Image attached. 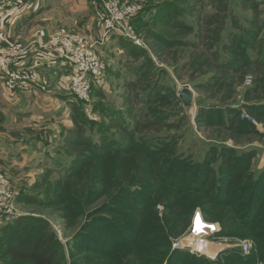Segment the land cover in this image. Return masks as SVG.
<instances>
[{
    "label": "rangeland",
    "instance_id": "374dc122",
    "mask_svg": "<svg viewBox=\"0 0 264 264\" xmlns=\"http://www.w3.org/2000/svg\"><path fill=\"white\" fill-rule=\"evenodd\" d=\"M99 2L104 14L103 3L101 0ZM145 2L146 12L143 10L145 13L139 16L136 25L139 32L136 31L143 40L142 46H133L123 39H117L122 36L113 34L109 39L108 50H94L101 58L100 52H103L102 59L106 57L105 63H110L106 74L107 83L104 88L93 93L90 109L87 111L86 104L80 100L84 111L81 108V119L75 132L78 131L83 137L88 135L98 143L97 146L111 140L115 142V148L149 143L158 145L163 141L168 146L171 145L180 160L189 157L201 161L208 156L211 144L225 143L243 150L254 148L257 151L256 160L260 163V156L264 151V134H260L264 133V0ZM4 77L3 71V79ZM39 83L41 85V81ZM184 87L191 88L194 96V102L189 107L179 97V91ZM212 110L214 112L211 114L206 112ZM231 115L236 117V124L242 121L247 126L241 123L239 127L236 125L232 129H226L218 125L219 122L224 123L221 125L231 123ZM200 120L204 123H199ZM206 123L207 126H204ZM245 127L250 131L243 129ZM72 133L67 132L66 136H78L77 133ZM67 137L52 152H59L62 159H67L63 160L64 163L69 162L70 167L74 164V155L78 151L97 153L92 145L84 143L77 147L70 144L66 150ZM83 137L80 141H84ZM138 152L149 155L140 150ZM62 159L53 158L49 161L51 164L45 167L37 166L35 159L22 160L20 163L29 164H20L11 171L13 186L19 193V198L13 202L18 217L32 214L49 223L66 252L67 242L75 233L84 231V227L88 225H95L101 230L96 231L99 237L87 245L98 251L106 249L111 242L117 241V237H113L111 232L117 227L104 228L109 223L108 219L118 217L110 210L116 213L127 209L125 207L128 205L121 202L124 205L119 206L112 203L108 196H103L92 197L84 205L75 203L76 209H72L74 204L71 203L67 211L57 210L58 206L53 200L59 188L58 181L67 173L66 167L61 165ZM211 161L214 163L212 167L219 166L216 157ZM100 164L104 163L97 160L93 165L85 167L81 186H72L69 193L84 194L89 186L105 191L111 189L115 185V173L120 180L126 179L127 174L121 166H109L106 173H99ZM159 176V171L152 176L157 177V184ZM113 191L114 189L110 193ZM29 196L32 199L22 200L30 198ZM136 197L139 199V196ZM80 199L85 202L84 195ZM158 208L163 209L162 206ZM217 221L218 219L207 216L197 207L186 226L172 237L170 251L174 249L173 244L189 236L196 225ZM233 231L235 235L231 237L221 236L205 243L219 246L218 250L223 245L224 250H235L231 244L237 240L249 239L253 243L250 238L239 237L247 236L249 228L237 225ZM138 239L148 243L155 242L153 238L144 235ZM139 248L125 247L118 250L124 264H158L157 257L147 252H144V259L139 258ZM153 249L158 251V248ZM72 261L73 258L69 257L67 262ZM0 264H6L5 258L0 257ZM162 264L175 263L165 260ZM180 264L194 263L188 259Z\"/></svg>",
    "mask_w": 264,
    "mask_h": 264
},
{
    "label": "trees",
    "instance_id": "16d2710c",
    "mask_svg": "<svg viewBox=\"0 0 264 264\" xmlns=\"http://www.w3.org/2000/svg\"><path fill=\"white\" fill-rule=\"evenodd\" d=\"M144 11L141 14L146 12ZM140 15L133 22L137 31ZM117 39L137 46L125 37ZM101 88L104 87L94 86L92 96ZM74 102V127L70 132L77 133L78 136H66L68 139L65 149L68 150L70 144L77 147L84 143L92 145L97 153L78 151L71 167L64 163L63 160L67 159L61 160L67 173L58 181L59 188L53 203L58 206L57 210L67 211L71 203L74 204L72 209H76L75 203L84 205L92 197L108 196L112 203L128 205L125 207L127 209L116 213L110 210L118 217H112V220L107 218L109 223L104 226L105 229L117 227L111 231L117 241L111 242L109 247L101 251L94 249L87 244L94 242L99 237L96 231L101 230L95 225H88L67 242L66 252L49 223L37 219V215L25 214L0 226V257L5 258L6 264H124L118 250L125 247L138 249V246L139 258L144 259V252H147L157 257L158 264L165 260L180 264L188 259L194 264H264V167L259 171L253 169V160L257 154L254 148L243 150L225 143H213L207 151L208 156L195 161L189 157L180 160L171 145L168 146L163 141L158 145L149 143L115 148V142L107 140L97 146L98 143L88 135L83 137L78 131L75 132L81 119V108L82 111L84 109L83 103L76 97ZM206 112L211 114L214 110ZM217 114L220 115L219 112ZM229 120L231 123L227 125H221L223 122L218 125L226 129H232L236 125L239 127L241 123L247 126L242 121L236 124V117L232 115ZM207 121L209 122L208 116ZM199 123L204 122L200 120ZM248 125L252 130L249 123ZM243 129L249 130L246 127ZM82 137L84 141H80ZM139 150L149 155L140 154ZM109 157L111 158L108 159ZM213 157L217 158L218 167H212ZM97 160H102L105 164L99 165V173H106L109 166H121L127 174L126 179L120 180L115 173V185L111 189L105 191L89 186L84 194L69 193L72 186H81L85 167L93 165ZM158 171L160 176L157 184V177L152 176L154 173L157 175ZM100 177L99 175L98 178ZM81 195H84L85 202L81 201ZM29 197L22 200L32 199V196ZM158 206L163 209L160 210ZM197 207L207 216L218 219L221 226L219 237L235 235L233 230L237 225L249 228V232L245 231L247 236H239L252 240L249 252L243 254L239 249L223 250L215 259L192 254L186 249H173L172 253V237L181 232ZM143 235L153 238L155 242L140 241L138 238ZM153 247L158 248V251ZM69 257L73 258L72 262H67Z\"/></svg>",
    "mask_w": 264,
    "mask_h": 264
},
{
    "label": "crops",
    "instance_id": "0c3cea01",
    "mask_svg": "<svg viewBox=\"0 0 264 264\" xmlns=\"http://www.w3.org/2000/svg\"><path fill=\"white\" fill-rule=\"evenodd\" d=\"M8 1L12 4L0 11V51L8 53L17 43L27 45L28 54L18 66H34L41 81V86L30 91H12L5 86L0 68V170L11 174L20 164H29L22 160L35 159L37 166L45 167L53 158L62 159L52 150L64 143L74 127L75 97L62 79L72 65L53 51L40 54L38 43L56 29L96 42L89 49L93 52L108 50L110 40L101 43L103 7L99 0H0V4ZM260 158V163L253 160L254 170L263 168L264 151Z\"/></svg>",
    "mask_w": 264,
    "mask_h": 264
},
{
    "label": "built area",
    "instance_id": "2783aa9c",
    "mask_svg": "<svg viewBox=\"0 0 264 264\" xmlns=\"http://www.w3.org/2000/svg\"><path fill=\"white\" fill-rule=\"evenodd\" d=\"M104 6V14L101 20L102 34L101 43L110 39L113 34H118L131 40L135 45L142 46L143 40L137 33L133 24L134 20L145 9V0H101ZM12 3L10 1L0 4V11L5 10ZM96 42H89L79 35H72L63 30L54 31L47 40L38 43L40 54L55 52L60 57L65 58L71 65L72 70L63 75V82L70 92L83 101L85 111L90 109L92 88L94 86L104 87L107 83L108 64L92 50ZM29 47L20 43L11 46L8 53L0 51V67L4 71V83L12 91H28L40 85V75L34 66L20 67V61L28 54ZM45 89V86H42ZM19 193L13 186L11 177L3 170H0V223L13 220L18 217L13 202ZM221 231L220 224L202 223L196 225L194 231L189 236L177 240L173 244L174 249H186L195 255H204L215 259L224 250L223 247L217 251L215 256H209L202 250H198L196 244L205 243L209 239H217ZM186 244H183V241ZM213 244H217L212 242ZM233 249H239L243 254L249 252L252 243L249 239L237 240L231 244Z\"/></svg>",
    "mask_w": 264,
    "mask_h": 264
},
{
    "label": "water",
    "instance_id": "95a60500",
    "mask_svg": "<svg viewBox=\"0 0 264 264\" xmlns=\"http://www.w3.org/2000/svg\"><path fill=\"white\" fill-rule=\"evenodd\" d=\"M179 97L182 100L183 104L186 107H189L194 102V96L192 93V89L189 87H184L179 91Z\"/></svg>",
    "mask_w": 264,
    "mask_h": 264
},
{
    "label": "bare ground",
    "instance_id": "6f19581e",
    "mask_svg": "<svg viewBox=\"0 0 264 264\" xmlns=\"http://www.w3.org/2000/svg\"><path fill=\"white\" fill-rule=\"evenodd\" d=\"M187 242L184 240L183 241V244H186ZM201 244V242H199ZM199 243L196 244V247L198 250H202L203 252L207 253V254H216L219 248V246H210L209 244H206V243H202L201 246H199ZM209 245V246H208Z\"/></svg>",
    "mask_w": 264,
    "mask_h": 264
},
{
    "label": "snow or ice",
    "instance_id": "6c2138e0",
    "mask_svg": "<svg viewBox=\"0 0 264 264\" xmlns=\"http://www.w3.org/2000/svg\"><path fill=\"white\" fill-rule=\"evenodd\" d=\"M197 223H199V220H197Z\"/></svg>",
    "mask_w": 264,
    "mask_h": 264
}]
</instances>
